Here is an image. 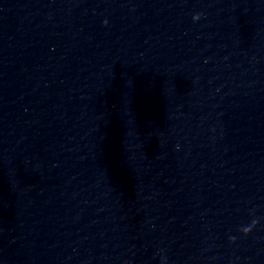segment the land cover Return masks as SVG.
<instances>
[{"label": "water", "instance_id": "95a60500", "mask_svg": "<svg viewBox=\"0 0 264 264\" xmlns=\"http://www.w3.org/2000/svg\"><path fill=\"white\" fill-rule=\"evenodd\" d=\"M0 264H264V0H0Z\"/></svg>", "mask_w": 264, "mask_h": 264}]
</instances>
